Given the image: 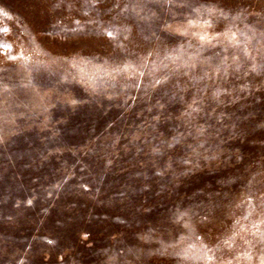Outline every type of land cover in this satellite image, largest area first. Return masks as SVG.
Instances as JSON below:
<instances>
[{"label": "rangeland", "instance_id": "374dc122", "mask_svg": "<svg viewBox=\"0 0 264 264\" xmlns=\"http://www.w3.org/2000/svg\"><path fill=\"white\" fill-rule=\"evenodd\" d=\"M0 264H264V0H0Z\"/></svg>", "mask_w": 264, "mask_h": 264}]
</instances>
